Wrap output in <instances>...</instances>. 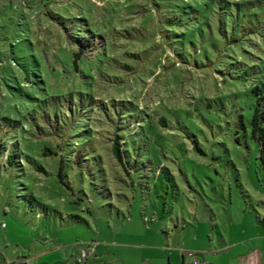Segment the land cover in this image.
Returning a JSON list of instances; mask_svg holds the SVG:
<instances>
[{"label":"rangeland","instance_id":"rangeland-1","mask_svg":"<svg viewBox=\"0 0 264 264\" xmlns=\"http://www.w3.org/2000/svg\"><path fill=\"white\" fill-rule=\"evenodd\" d=\"M263 26L264 0H0V264H236Z\"/></svg>","mask_w":264,"mask_h":264},{"label":"trees","instance_id":"trees-1","mask_svg":"<svg viewBox=\"0 0 264 264\" xmlns=\"http://www.w3.org/2000/svg\"><path fill=\"white\" fill-rule=\"evenodd\" d=\"M264 28V26L262 27ZM78 35V34H77ZM80 41H86L84 46L89 47L90 45L88 44V41L85 40L84 37H81L78 35ZM81 45V43L79 44ZM87 45V46H86ZM77 56L78 53H75ZM247 58L250 60L256 61V57L253 56L252 54L248 53ZM255 73L259 76L258 81H255V85L252 87V93L254 97V105H253V110H252V115H251V137L253 140L256 141L258 144V150H259V156L264 159V73L255 66ZM243 126V123L241 124ZM112 152L116 159L121 162L122 161V150H121V142L119 141V138L116 137L113 140L112 144ZM11 156L7 155L8 161L10 160Z\"/></svg>","mask_w":264,"mask_h":264},{"label":"crops","instance_id":"crops-1","mask_svg":"<svg viewBox=\"0 0 264 264\" xmlns=\"http://www.w3.org/2000/svg\"><path fill=\"white\" fill-rule=\"evenodd\" d=\"M254 239V247H247L245 251L238 255V261L236 264H264V235L261 232L256 233V235L249 237L247 239H242L239 241L240 245L245 244L247 241ZM229 246L227 250H230Z\"/></svg>","mask_w":264,"mask_h":264},{"label":"built area","instance_id":"built-area-1","mask_svg":"<svg viewBox=\"0 0 264 264\" xmlns=\"http://www.w3.org/2000/svg\"><path fill=\"white\" fill-rule=\"evenodd\" d=\"M84 256H85V251L83 250L81 256L78 257V262L80 261L82 262ZM190 264H200V262L195 259V260H192Z\"/></svg>","mask_w":264,"mask_h":264}]
</instances>
